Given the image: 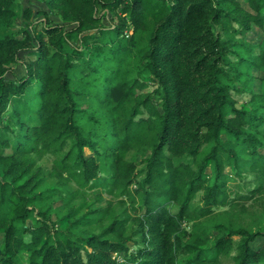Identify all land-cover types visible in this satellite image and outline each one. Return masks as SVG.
Wrapping results in <instances>:
<instances>
[{
	"label": "trees",
	"instance_id": "16d2710c",
	"mask_svg": "<svg viewBox=\"0 0 264 264\" xmlns=\"http://www.w3.org/2000/svg\"><path fill=\"white\" fill-rule=\"evenodd\" d=\"M17 3L0 0V264H264L242 223L264 209V0H46L20 29Z\"/></svg>",
	"mask_w": 264,
	"mask_h": 264
},
{
	"label": "rangeland",
	"instance_id": "374dc122",
	"mask_svg": "<svg viewBox=\"0 0 264 264\" xmlns=\"http://www.w3.org/2000/svg\"><path fill=\"white\" fill-rule=\"evenodd\" d=\"M16 10L19 13V18H18V24H17V29L20 28H25L26 26H28L30 23L33 22H37L40 19H42V17H44V10H47V5H46V0H18V3L16 5ZM29 9L31 11V17L27 18L26 17V10ZM52 20L55 23H61V19L56 16V15H51ZM104 23L106 25L109 24V22L106 20V18H104ZM217 29H220L219 27ZM130 30L132 31V27L130 28ZM131 31H126V36H129V34H131ZM5 33H8V30L6 29H2L0 30V36H3ZM125 40V39H124ZM249 40L251 42H253L254 44H258L260 43L262 40L264 42V30H253L251 32V34H249ZM75 41V39H74ZM256 51H258V49H256ZM26 57V53H22L21 54V58L25 59ZM234 59L238 60L239 58L236 56L234 57ZM247 68V66H246ZM13 72L9 73L7 75L8 78L10 79H15V77H22L25 74V69L21 64H14L13 65ZM252 72L256 75L257 72L256 70H252ZM148 80V78H146ZM150 79V78H149ZM151 86L149 87V89H153L154 84L153 82H150ZM38 85L34 84L32 86V93L35 91L36 87ZM255 90L257 92H264V83L262 84V86H260V82L256 81L255 82ZM251 95L252 92L251 91H244V92H239V93H235V97L237 99L238 105H242V104H247L250 106V104L248 103V101L251 99ZM25 100L26 97L25 96H21V97H15L11 100V103L9 104V107L6 111V115H5V119H6V127H4L3 131H2V137L4 140L8 141V145L9 147H3V151L5 153H9L11 154L15 149L16 146L20 140V136L22 134L21 131H24L22 126L19 127V125L17 124L16 121V116H14V114L19 113V114H24L26 109H25ZM25 124V123H24ZM26 126V124H25ZM7 145V146H8ZM85 154L88 155L90 153L89 149H84ZM245 163L247 161H244ZM40 164H42L44 166V170H47L49 167H51L52 165V158L50 156H45L41 161ZM145 164L142 163H138V169H144ZM243 170H244V174H243V178H237L236 181L231 182V186L233 191L231 192V195H236L238 192L241 193V191H245L247 185L244 184V181L249 182V186L252 185V181L254 180V174L252 172L249 171V168L246 167L245 164H243ZM231 167L228 168V170H230ZM232 173H234V171H232ZM145 174L142 173L140 174V177H143ZM251 206V205H250ZM258 209H253L251 210L250 213H248L247 215H245V217L242 219V223L247 225L248 227L253 228L255 231H258L262 228H264V222L261 224L259 223V217L261 216V214L263 213L264 209H260L259 206H257ZM264 221V220H263ZM30 223V222H29ZM240 238V236H234V239H238ZM263 239L259 238L257 241V246H260L262 243ZM0 242H1V236H0ZM235 253L233 252L232 255H234ZM222 260L227 262V263H232L233 260L231 259L230 256H223Z\"/></svg>",
	"mask_w": 264,
	"mask_h": 264
}]
</instances>
